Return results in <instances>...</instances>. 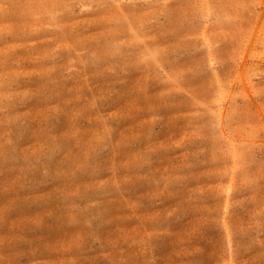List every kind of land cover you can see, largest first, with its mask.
Listing matches in <instances>:
<instances>
[{"label":"rangeland","instance_id":"obj_1","mask_svg":"<svg viewBox=\"0 0 264 264\" xmlns=\"http://www.w3.org/2000/svg\"><path fill=\"white\" fill-rule=\"evenodd\" d=\"M0 264H264V0H0Z\"/></svg>","mask_w":264,"mask_h":264}]
</instances>
